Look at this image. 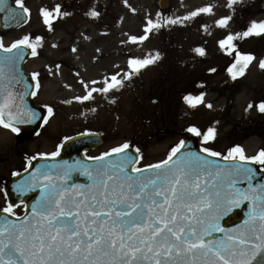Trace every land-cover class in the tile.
<instances>
[{
  "label": "snow or ice",
  "instance_id": "6c2138e0",
  "mask_svg": "<svg viewBox=\"0 0 264 264\" xmlns=\"http://www.w3.org/2000/svg\"><path fill=\"white\" fill-rule=\"evenodd\" d=\"M14 2L30 18L31 10L24 0ZM236 2L229 0V7ZM5 4L6 0H0V5ZM212 11L213 5L207 4L188 12L185 18H169L164 23L182 24L184 19ZM90 14L93 17L100 15L96 10ZM40 15L43 24L51 30L61 15L70 13H62V5L57 4L54 9L42 7ZM232 19L233 16H223L216 23L226 27ZM162 26L148 17L144 25L146 34L130 39L143 41L153 28ZM253 35H264V20H252L241 32L229 31L218 42L229 55L235 54L227 69L233 80L242 77L256 59L254 53L240 51L234 41ZM43 39L41 35L27 33L5 45L0 37V49L6 53L17 50L14 55L0 59V125L15 133L21 132L17 123L29 122L28 116L31 120L42 119L47 123L54 114V109L48 105H45L47 114L43 117L20 108L14 90V84L22 77L17 62L23 59L24 49H30V54L37 56ZM72 50H76L75 46ZM196 51L201 55L205 53L200 47ZM158 57V52L151 58L129 57L128 65L139 72ZM259 66L264 69V59L259 61ZM55 67L59 68V65ZM31 75L34 88L38 90L39 73ZM131 75V71L127 73L128 77ZM80 82L85 94L72 98L80 102L91 100L95 92L108 93L123 85L119 73L104 77L103 87L99 88L90 87L97 81L81 78ZM36 94V91L31 92L33 96ZM203 97L204 93L195 97L187 94L184 99L194 107L203 101ZM207 106L212 107L211 103ZM253 106L250 102L247 108ZM255 106L264 114V100ZM185 131L200 139L199 152H182L187 141L181 139L172 146L165 160L141 166V149L125 140L100 156L91 157L102 161L104 157L119 154L117 160L109 159L95 165L94 169L80 165L91 180L89 185L66 182L68 171L75 170V166H66L63 175H54L49 166L37 165L28 183L16 189L21 193L31 188L42 189L30 212L22 220L8 216L0 219V264H264V197L255 195L256 189L264 191V178L254 185L257 170L235 163L239 160L264 165V148L254 155H246L243 146L234 144L224 154L211 146L218 136L217 127L201 129L189 125ZM69 139L63 138L65 141ZM63 146L61 143L56 151L37 153L27 160L28 165L31 167L37 156H58ZM209 156L223 157L232 163L219 164ZM239 181L247 182V187H238ZM5 195H8L7 191ZM244 201L252 202L244 227L224 228L221 217ZM16 207L8 202L0 211L16 217ZM217 232L223 235L215 237L213 234Z\"/></svg>",
  "mask_w": 264,
  "mask_h": 264
},
{
  "label": "rangeland",
  "instance_id": "374dc122",
  "mask_svg": "<svg viewBox=\"0 0 264 264\" xmlns=\"http://www.w3.org/2000/svg\"><path fill=\"white\" fill-rule=\"evenodd\" d=\"M24 3L31 10L29 23L5 33L3 40H15L27 33L44 38L39 54L26 65L27 69L39 72L41 86L35 102L54 109L40 137L35 138V143L42 144L40 149L51 150L55 139L72 133L98 130L102 132L101 142L89 154L128 140L141 149L142 162L147 163L167 154L179 132L188 125L201 129L217 127L218 136L211 146L220 152L240 143L246 155H254L264 144V114L255 106L264 100V69L259 66L264 59V35L234 41L241 50L256 57L236 80L227 77L225 66L230 60L218 43L229 31L241 32L250 21L264 20V0H237L231 7L229 0H169L166 9H160L157 0H127V3L24 0ZM57 4L62 5V13L70 15H61L50 30L42 22L40 9H54ZM207 4L213 5L211 13L184 19L182 24L164 23L169 18H185L188 12ZM86 5L97 11L101 5L105 10L102 18L88 17ZM223 16H233L226 27L216 23ZM148 17L163 26L153 28L143 41H132L131 36L146 34L144 25ZM198 47L205 49L203 55L196 51ZM157 52L159 57L139 72L130 69L129 57L151 58ZM101 53L106 64L104 72L91 67V60ZM64 60L77 69L76 73L64 65ZM90 67L103 77L117 71L124 81L122 87L108 93L95 92L89 101L73 100L86 91L78 78L96 80L85 71ZM130 71L132 75L128 77ZM98 82L97 88L103 79ZM184 89L190 90L192 96L202 91L203 101L193 108L182 102ZM250 102L254 106L248 109ZM209 103L211 108L207 106Z\"/></svg>",
  "mask_w": 264,
  "mask_h": 264
},
{
  "label": "water",
  "instance_id": "95a60500",
  "mask_svg": "<svg viewBox=\"0 0 264 264\" xmlns=\"http://www.w3.org/2000/svg\"><path fill=\"white\" fill-rule=\"evenodd\" d=\"M167 3H168L167 0H159L160 7H166ZM7 5H9V6H7ZM8 9H10V10H8ZM27 19H28V15L26 13H24L19 6L15 5V4L12 5L11 0H8L5 5L0 6V31H2V32L8 31L12 28H16V27L24 24L27 21ZM16 51L17 50L14 49L12 51V53H16ZM0 53H6V52L4 50L0 49ZM26 54H27V50L24 49L23 59H24ZM23 59H20L18 61V63H21L23 61ZM17 68H18V73L22 74L21 67H19V65H17ZM24 80H26L28 82L27 79L24 78ZM19 82H21L24 85V91H25V88L27 87V93L31 92V83L28 82V84H27V82H22L21 78L19 79ZM15 92H16V90H15ZM18 92L19 91H17V93ZM20 108L26 109V110H31L32 112L36 113L37 117H40V113L37 114V111L32 107L29 108L28 106H26L25 108L24 107H20ZM82 139H83L82 137H76V138H73V139L67 141L66 144L64 145L63 149H62V153L55 158H50L49 160L47 159V161H45L43 163H40L39 161H34L32 163V166L29 167V175L34 173L33 169L34 168L36 169L37 165H45V164L47 165V162L49 161V163H52L53 165H59V167H55V168H57L56 169L57 171L55 170L56 172H54V175L56 173L63 175L65 170H66V166H75V170L68 171L69 179L66 181L68 184H78V185L79 184H83V185L91 184L90 178L84 174L83 169L80 167V165H88L90 167V169H94L95 165H97V164H102V163H104V161H107L109 159L113 160V156H116L117 154H112L109 157H104V160H102V161L86 159L80 155L81 148L85 149L87 147V145L84 144L85 140L84 139L82 140ZM208 158L211 159L210 157H208ZM211 160L217 161L219 164L232 163V161H225V160H221V159H213L212 158ZM235 163L245 164V165H248V166L255 168L257 170V176L253 180V184L255 185V184L261 183L262 178H264V172L263 171L258 170L254 165H252L248 162L235 161ZM237 186L238 187H247V182L239 181ZM33 189H35L36 191H31L30 193L34 194L35 198L33 201H31L27 205L25 213L23 214V216L12 217L10 215L0 214V219H2L4 216H8L10 219H13V220H17V219L22 220L23 217L30 212L32 203L39 197V195L41 193V191H39V190H42V189H38V188H33ZM81 190H85V189H81ZM255 195H257L259 197H264V191H262L260 189H256ZM257 204H259V201H257ZM251 207H252L251 201H244L243 203L234 207L227 214L222 216L220 223L222 224V226L224 228L229 229V230L234 229L237 226H240L241 228H243L244 227L243 222L248 218ZM213 235L215 237H220L223 235V233L217 232V233H214Z\"/></svg>",
  "mask_w": 264,
  "mask_h": 264
},
{
  "label": "flooded vegetation",
  "instance_id": "af4514ba",
  "mask_svg": "<svg viewBox=\"0 0 264 264\" xmlns=\"http://www.w3.org/2000/svg\"><path fill=\"white\" fill-rule=\"evenodd\" d=\"M27 62H28V60L26 61V65H27ZM91 62H93L91 67H95L96 70L100 69L99 71H101V72L105 71V61L103 58V54L95 56L91 60ZM60 65L63 66V61H61V60H60ZM64 65L70 66L69 67L70 70L72 72L76 73L77 69L72 64L67 63L64 60ZM83 65H85V64H83ZM91 67L87 68V71L89 72V75L91 77L96 79L95 81L98 82V80H100L101 78L102 79L104 78L103 75H99V74L97 75L96 70H94ZM34 72H36V71H34ZM36 73H39V72L37 71ZM92 74H95V75H92ZM38 78L40 81V77H38ZM80 81H81V79L78 78L77 82L81 83ZM34 83H35V81H34ZM98 83L93 85L92 87H96V85H98ZM40 86H41V84H40ZM101 87H103V82L101 84ZM35 90H36V92H38L37 89H35ZM35 96H33L34 102H35ZM39 105H42L43 107H45L43 104H39ZM44 124L45 123H43L37 130L34 129L31 132L21 130L20 133H15L11 129L6 128L3 125H0V137H2V138H0V149H3V152L0 153V209H2L4 206H6V203L9 202V197H8V195L7 196L5 195V191H6V182L9 178H11L13 176L12 173L13 172L19 173L22 170H24L28 165L27 160L30 157L35 156L37 153H42V152L43 153H50V152L56 151L57 146L60 145V143L64 137L74 134V133H72V134L64 136L63 138L55 139L53 146H52V149L46 151V150L40 149L42 146V144L40 142L35 143V138L40 137V132L43 129ZM179 134H181V132H179ZM31 145L33 146V149H31ZM16 199L17 198L15 197V200ZM22 206H23V204H20V205L18 204L17 207L14 209V211H16L17 213H20Z\"/></svg>",
  "mask_w": 264,
  "mask_h": 264
}]
</instances>
